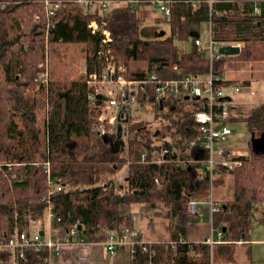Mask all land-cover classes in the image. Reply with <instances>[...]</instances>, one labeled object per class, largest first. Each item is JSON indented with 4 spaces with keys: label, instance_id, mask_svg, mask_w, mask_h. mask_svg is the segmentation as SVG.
Masks as SVG:
<instances>
[{
    "label": "trees",
    "instance_id": "16d2710c",
    "mask_svg": "<svg viewBox=\"0 0 264 264\" xmlns=\"http://www.w3.org/2000/svg\"><path fill=\"white\" fill-rule=\"evenodd\" d=\"M48 1L59 5L53 15L48 14L46 0H0L5 4L0 9V242L18 232H31L35 224H39L38 232L45 233L42 198L47 192V176L43 164L49 162L52 176L63 186L52 199L60 219L53 223L55 238L63 239L70 227L79 225L80 239L103 242L113 230H133L132 215L121 212L124 204H151L157 210L167 209L168 216L176 220L171 240L177 246L173 250L168 242L147 243L148 252H144L137 245L130 264H210L209 245L179 242L187 237L186 205L210 191L208 178H199L198 166H183L172 158L152 161L150 131L146 124L133 123L129 115L123 122L126 158L112 150L118 123L106 127L108 144L93 130L100 109L90 107L88 95L93 89L81 61L87 70L100 67L96 53L101 37L92 35L88 25L94 20L106 22L113 56L123 65L127 80H142L153 69L164 79L190 74L207 78L211 73L222 77L231 59L264 61V0H173L162 38L147 37L160 28L146 24L154 7L151 0H142L135 7L116 4L105 17L99 10L84 14L76 0ZM204 28L214 42L244 43L241 53L214 60L212 66L197 51L180 54L177 44L197 39ZM47 59L49 81L44 85L38 77ZM235 85L216 83V87ZM179 98L185 101V96ZM139 100H149L157 109L152 95L149 99L141 95ZM191 103L192 112L180 109L169 115L159 108L156 114L164 135L182 153L197 135L194 117L201 103ZM228 110L226 124L244 123L251 137L264 136V103L229 102ZM165 145L169 147L167 141ZM141 148L148 150V162L129 164L126 189L119 193L115 176L132 158L140 159ZM240 161L241 166L232 171L216 168L219 176L230 174L233 183L232 195L213 217V226L229 242L214 247V264L235 262L233 244L250 238L253 207L264 204V154L255 153L250 141L249 155ZM218 181L215 178V185ZM37 254L28 250L21 264H37ZM0 264H10L7 251L0 252Z\"/></svg>",
    "mask_w": 264,
    "mask_h": 264
},
{
    "label": "built area",
    "instance_id": "2783aa9c",
    "mask_svg": "<svg viewBox=\"0 0 264 264\" xmlns=\"http://www.w3.org/2000/svg\"><path fill=\"white\" fill-rule=\"evenodd\" d=\"M173 0H151L152 6L156 7L159 12L166 17L170 15V5ZM76 4L81 8L84 14L93 15L96 11H100L101 17H105L110 13L112 7L116 4L129 5L135 7L142 3V0H126L123 2L111 0H76ZM47 11L49 15H53L59 8V5L52 4L46 0ZM5 7L4 3H0V9ZM92 35H100L101 41L99 49L96 53L100 67L97 69H86V77L88 85L93 89L88 95L90 107L99 108L101 114L98 118V125L93 130L100 135H106L107 129L104 125H115L119 114L123 113L124 118L129 115V105L137 102L141 95H145L149 99L150 95L154 97V103L157 107H162L170 97H189L191 102H200L201 108L195 114V123L197 125V135L193 141L194 145H199L205 153V159L201 162L202 169L199 173L200 180L208 178L210 183V193L207 198L194 199L188 202L185 207V214L190 218H196L200 214L201 207H208L211 217V237L205 242L210 246L211 257L210 264H214L213 248L217 243L224 241V233L213 226V217L219 213L223 207L221 202L214 198L213 184L216 177V168L222 167L227 171H232L241 166V157L247 155L240 151L221 147V143H226L232 131L223 122L228 117V105L226 99L232 98L241 92V84L229 87H216V83L224 82L223 78L212 73L203 78L199 75L190 74L182 79L162 78L155 69L150 71L142 80H127L125 78V70L115 59L112 53L111 44L113 42L111 32L106 28V22L101 23L94 20L88 25ZM197 52L205 55L212 66L214 60L221 59V55L216 50L220 46L236 47L242 50L244 43L242 42H214L211 38L208 44H204L202 40H195ZM43 71L39 74L38 81L47 85L49 81L48 59L44 65H41ZM174 67V71L177 70ZM199 98V100H195ZM100 125V126H99ZM178 148L175 145L165 147L161 145L160 159L154 160L160 162L162 160L172 158L179 164L186 166L194 163L192 160H182L178 156ZM176 156V157H175ZM219 159H222L219 161ZM139 162L146 164L148 162V151L143 150L140 153V159L136 161L132 159L131 163ZM0 164V171L2 170ZM43 169L47 176V192L42 198V202L46 206V220L49 223V231L44 234L40 232H18L12 237L0 242V252L7 251L9 254L10 264H21L25 260L28 250H36L37 264H53L54 257L61 255L62 249L70 245H82L84 241L79 238V225L69 228L63 239H57L52 232L53 223L60 221L54 212L53 197L63 191V186L52 176L51 165L49 162L43 164ZM126 178V176H125ZM125 180V179H124ZM156 183L158 181L156 180ZM117 191L122 193L124 185L116 184ZM180 243H186L183 238ZM159 244V242H154ZM146 242L142 241L141 232L137 229L122 230L120 232L111 231L107 235L105 245L110 254H114L116 249L123 245L131 248L132 257L135 255L137 245L141 246L144 252H148ZM168 246L175 250L177 241H169Z\"/></svg>",
    "mask_w": 264,
    "mask_h": 264
},
{
    "label": "crops",
    "instance_id": "0c3cea01",
    "mask_svg": "<svg viewBox=\"0 0 264 264\" xmlns=\"http://www.w3.org/2000/svg\"><path fill=\"white\" fill-rule=\"evenodd\" d=\"M154 8L156 10H158L156 7H154ZM256 13H259L258 8H256ZM166 19H167V17H166ZM159 31H164V30L159 29L157 32H159ZM210 38H211V35H210ZM197 39H199V38H197ZM197 39H195V40H197ZM195 40H194V44H195ZM221 47H228V46H220V47H217L216 50L219 52V49ZM241 51L242 50H240V53H241ZM203 56L206 57L205 55H203ZM221 56L224 57L223 55H221ZM222 78H223L224 82H235L236 84L241 83V85L243 83H247V85H248L247 87H242L241 92L239 94L235 95L232 98H228V101H226L227 105L229 102L232 104L234 103V104L238 105L237 99H239V100L241 99L242 102H247L246 99L250 96H254L255 94L254 95L251 94L250 96L245 95V98H242L239 95L246 89L250 90L252 88V86H254V84H258V85L264 84V61H240V60H236V59H231V60L226 62L225 71L223 73ZM235 97H236V100H234ZM173 98L174 97H172L171 99L170 98L168 99V101L171 102L170 106H164V104H163L162 107H157V110L159 108L164 110V111L166 109H168L170 113L176 112L177 109L180 110L181 107L177 105V102H175ZM176 98H179V97H176ZM168 101H166V102H168ZM185 101L191 102L189 100H186V97H185ZM262 103H264V101H261L260 103H258V104L256 103V104L260 105ZM193 108L191 107V109H189V110L184 108L183 110L188 111V112H192ZM228 116H229V113H228ZM226 121H227V119L223 122V125L228 127V124H226ZM159 123L161 124V127H158L157 129H155L153 131L149 130L150 134H151V139L153 140V143H154V140H156V139L161 140L159 142L160 145L158 148L154 147V144L152 143V147H153V151L151 152L152 161L160 159V156H161L160 148H161V145H164L165 147H167L165 145L166 141L169 143V147L171 145H175L178 148L177 143L173 142L170 136H166L163 134L164 132L162 130V123L161 122H159ZM195 125H196V123H195ZM179 138L181 139L182 137H179ZM195 138L193 139V141L195 140ZM123 140H124V136H123ZM193 141L187 143V148H186L185 153H182L180 151V149L178 148V151H177L178 156L177 157H179V159H182V156H183L185 158L182 160L194 161V163H191L189 165L198 166V171L200 173L201 169H202V163L201 162L205 159V153H204L203 149L201 148V146L194 145ZM251 143H252V141H251ZM126 146H127V150H128V144L125 142L124 150L120 151L121 153H123L125 151ZM220 146L231 149L229 147V145L227 144V142L221 143ZM143 150H147V149L141 148L140 153ZM240 152L244 155H247V156L249 155V151L248 152L240 151ZM132 159H134V158H132ZM221 160L222 159H219V161H221ZM218 167H220V166H218ZM128 168H127V173L129 170ZM126 179H127V174H126V178L124 180L125 183H126ZM214 191H215V182L213 184L214 198L216 201L222 203V199L218 200L216 198V194ZM209 193H210V191H209ZM230 195H232V191H231ZM208 196H209V194L203 198H207ZM137 206H139V205L124 204L121 207V212L123 215H132L134 229L139 228L138 223L140 221L139 213L136 211L138 208ZM148 212H151V210ZM207 216L210 219V229H211V217L209 214V208L208 207H201L200 214L196 218H190L187 216L189 218L188 219L189 220L188 221V229H189L190 222H196V221L197 222H196L194 227H197V230H199L201 227H204L205 226L204 221L207 218ZM254 220H255V222H254ZM254 224L256 227L253 229ZM48 231H49V223L46 220L45 232L47 233ZM113 231H115V230H113ZM32 232H38V230L37 229H36V231L32 230ZM52 232L54 235L55 230H54L53 226H52ZM187 235H188V230H187ZM210 237H211V230H210V236L209 237L205 236L201 239H197L195 241H190L188 239V236H187L186 241H189L192 243H205ZM141 238H142V241L146 242V243L159 242V238H157L156 232H154L153 228H152V232L150 233L149 237H147V236L144 237V235L141 234ZM105 242H106V240L103 242H97V243L84 241V243L82 245L66 246L62 249L61 255L59 257H54L53 264H130L131 263L132 254H131V248L128 245L120 246L116 249L114 254H110L107 250ZM227 244H229V242L225 241V233H224V241L221 243H217L214 247L219 246V245H227ZM233 245L235 246L236 260H235V262H233L231 264H264V259H261L260 257H259L260 259L255 257V253H256L257 248L258 247L264 248V204L255 205L253 207L252 218H251V228H250V238L248 240H241V241L235 242Z\"/></svg>",
    "mask_w": 264,
    "mask_h": 264
},
{
    "label": "rangeland",
    "instance_id": "374dc122",
    "mask_svg": "<svg viewBox=\"0 0 264 264\" xmlns=\"http://www.w3.org/2000/svg\"><path fill=\"white\" fill-rule=\"evenodd\" d=\"M147 25H156L159 26V29H162L164 31H167V25H166V16L156 10L154 7L150 9V17L147 20ZM198 38L202 40L205 44L209 43L210 40V32L208 29H203L201 34H199ZM178 50L179 53L188 52V51H197L198 48L194 44V40L190 39L187 43H178ZM121 65V64H120ZM123 67V65H121ZM81 67L84 71V75L86 76V67L85 62L81 61ZM241 84V83H240ZM251 94H255L254 96H250ZM245 95L250 96L246 99L247 102H242L241 99H237V102L239 105H245V106H255L261 101H264V84H254L252 88L244 90L239 96L242 98H245ZM236 100V97L234 98ZM174 101L177 102V105L181 107V109H191L193 108V104L191 102H185L181 100L180 98L174 97ZM257 103V104H256ZM234 104V103H233ZM179 109H177L176 112H178ZM100 110V114H101ZM165 114L173 115L175 113H170L168 109L164 111ZM157 109L153 105L151 101H142L138 100L137 102H133L129 105V118L133 123H142L146 124L147 131H153L157 129L158 127H161V124L156 119ZM100 126V125H99ZM104 127H107V125H104ZM228 127L232 130V135L228 137L227 144L233 151H242V152H248L249 151V144L250 141H252L251 134L249 133L247 126L244 123H230L228 124ZM107 129V128H106ZM146 130L143 131L144 134L146 133ZM165 133V132H164ZM163 133V134H164ZM172 139V138H171ZM124 141L125 138H124ZM160 139L154 140V147L158 148L160 145ZM122 158L128 157V150L127 146L125 148V151L121 154ZM185 157L182 156V159ZM129 167V162L126 163L124 168L115 176V183L119 185H124V191L126 189V183L124 181L125 176L127 174V168ZM219 181V185H215V194L216 198L222 199V202L226 200V198H229L232 191V183L233 179L230 174H224L223 176L217 175L216 177ZM123 191V192H124ZM122 192V193H123ZM137 212L139 213V228H136L138 231L141 232L142 235L149 237L150 233L152 232V228L154 229V232H156L157 238H159L160 242H169L172 239V232L175 229L174 223L176 220L170 218L168 216V210H157L154 208L151 204H143L137 206ZM143 210V211H142ZM151 212H148L150 211ZM207 215V214H206ZM184 216L187 217L184 210ZM189 221V220H188ZM197 222V221H196ZM196 222H190L189 229H188V239L190 241H195L197 239H201L205 236H210V219L207 218L204 221L205 226L201 227L199 230H197V227H194ZM255 222V220H254ZM193 223V224H192ZM258 225V224H257ZM255 224L253 225V229L255 228ZM36 229H39V224H35L32 227V230L36 231ZM134 229V228H133ZM256 258L264 259V248H257L255 253ZM259 258V259H260Z\"/></svg>",
    "mask_w": 264,
    "mask_h": 264
},
{
    "label": "water",
    "instance_id": "95a60500",
    "mask_svg": "<svg viewBox=\"0 0 264 264\" xmlns=\"http://www.w3.org/2000/svg\"><path fill=\"white\" fill-rule=\"evenodd\" d=\"M165 31H159V32H153L149 33L147 37H155V38H162L165 36ZM219 53L223 56H238L240 54V50L236 47H221L219 49ZM186 100H189V97H186ZM195 100H199V98H196ZM126 119L124 118L123 113L119 114L118 116V125H117V138L116 141L112 144V150L113 153L117 154L120 151L124 150L125 142L123 140V122ZM102 139L106 144L110 143V137L109 135H103ZM252 149L255 153L262 155L264 154V136L260 138L252 137ZM79 230L82 229V226L78 227Z\"/></svg>",
    "mask_w": 264,
    "mask_h": 264
}]
</instances>
